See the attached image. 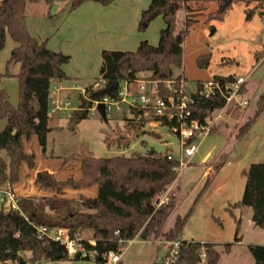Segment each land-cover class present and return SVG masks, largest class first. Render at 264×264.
I'll use <instances>...</instances> for the list:
<instances>
[{
  "label": "trees",
  "instance_id": "trees-1",
  "mask_svg": "<svg viewBox=\"0 0 264 264\" xmlns=\"http://www.w3.org/2000/svg\"><path fill=\"white\" fill-rule=\"evenodd\" d=\"M40 0H0V51L4 48L9 35L18 45L12 49L8 64L18 63L19 71L15 75L19 81V102L13 106L6 90L2 86L4 75L0 73V121L6 120L5 128L0 131V150L6 152L7 159L0 155V186L14 187L21 180L24 167L33 170L37 167V158L33 152L26 149L27 143L37 135L45 149V134L48 126H41L38 122L41 114L48 119V95L52 80H69L63 66L70 60V56L56 52L48 47V40H40L31 33L27 24V5ZM88 1H96L104 6L114 0H70V11ZM249 5L256 3L264 5V0H237ZM52 4L53 0H45ZM200 3L201 11L204 4L215 2L216 10L210 13L211 19H222L231 7L232 2L224 0H150L149 6L141 12L139 29H145L152 20L162 16L165 26L160 30L157 44L147 40L139 43L135 50H110L101 52L102 65L99 77L85 88V93L72 94L79 101L84 110L72 113V123L88 117L87 108L91 101L102 100L107 96H115L117 88L106 89L105 86L94 88L99 80L107 82L115 80H133L144 77L165 81L172 79L174 70L182 67L183 45L189 28L196 22L197 15L190 3ZM185 9L184 26L178 28L179 12ZM192 11V12H191ZM211 55L198 57L200 68L210 65ZM214 78L227 80L234 75ZM200 81V80H199ZM247 89V88H246ZM245 89V90H246ZM41 99L42 109L36 107ZM252 102V101H251ZM253 120L242 126L238 138L245 134L252 126L254 119L264 111V95L260 96ZM225 106L222 98L198 99L195 116L204 119L212 116ZM250 106V105H249ZM161 125L168 126L166 121L158 120ZM143 124L148 121L144 120ZM170 126V125H169ZM169 152L164 156H157L155 151L147 155L112 157H65L63 164L69 161H79L81 176L57 179L49 170L38 171L35 175L37 188L61 195L67 190L82 191L95 190L96 194L89 197L80 193L83 205L93 213L81 216L73 212L69 205H63L59 210H65L56 215L47 214L45 205L36 196L22 197L19 206L21 210L0 211V264H28L21 256V252H30L31 261L48 259L67 264H80L78 256L71 258L65 248L52 240L38 238L31 222L44 224L49 227L68 228L75 236L80 230L91 229L96 245L93 247L84 241L86 248L99 254L118 251L122 244L120 240H131L140 237L149 239L181 238L183 229L190 217L195 203L206 189L208 180L202 192L196 198L188 213L177 216L171 229L164 228L170 215L178 207V199L156 207L155 201L163 187L173 182L177 177L178 160ZM223 161L216 165L219 171ZM243 173L247 180L242 199L236 206H247L253 210V223L264 229V163H252ZM238 232V227H237ZM236 241H240L236 233ZM203 244V245H202ZM231 244L226 245L230 249ZM204 247L205 258L203 264H217L220 252L211 242L195 241L182 252L183 262L186 264H200L202 258L200 249ZM249 251L254 258V264H264V244L251 243ZM99 258V257H98ZM101 263L100 258L97 260ZM122 264V262L120 263ZM152 264H155L152 263Z\"/></svg>",
  "mask_w": 264,
  "mask_h": 264
},
{
  "label": "rangeland",
  "instance_id": "rangeland-1",
  "mask_svg": "<svg viewBox=\"0 0 264 264\" xmlns=\"http://www.w3.org/2000/svg\"><path fill=\"white\" fill-rule=\"evenodd\" d=\"M70 0H53V3H44L40 0L29 3L27 6L28 28L40 36H48L54 33L53 27L57 20L61 22L70 12ZM60 2V3H58ZM64 4L59 12V6ZM136 6H148L149 0H136ZM190 3L193 12L197 15L196 22L189 28V32L183 45V64L174 70V76L184 74L191 82L208 80L214 75L219 76H249L250 84L255 89L253 100L249 107L234 109L230 104L220 111H216L210 118L213 120L211 132L205 137L199 146L198 152L190 161V164L178 173L175 180L163 187L155 203L157 208L172 199H178L177 209L170 215L164 228L171 229L177 216H185L198 195L204 189L208 180H211L199 200L195 203L193 211L183 229L181 238L185 240L211 241L220 252L217 264H254L247 242L264 243V229L250 227L247 206H236L243 196L247 176L243 173L252 163H264V111L253 121L248 131L238 138L241 128L248 121L253 120V115L258 107L261 95H264V5L256 3L245 4L242 1L233 0L231 7L222 19H211L210 13L217 9L215 2L203 5ZM50 6V7H49ZM73 11V10H72ZM185 9L179 12L178 30L184 26ZM49 15V16H48ZM51 15V17H50ZM162 16H158L145 29L137 28L143 34L149 35L158 43ZM163 22V26H165ZM62 30V29H61ZM152 41V40H151ZM18 44L8 35L4 48L0 51V73L7 71L10 75H4L2 86L6 90L13 106L19 102V81L15 76L19 71L18 63L8 64L11 51ZM210 54V65L200 68L197 63L199 56ZM72 53L70 60L63 68L71 73L72 79L78 84L84 83L83 76L76 78L77 74L85 73L93 79L99 76L101 52L85 59ZM149 73H144L145 77ZM88 76H85V80ZM41 99L36 107L42 109ZM74 104L77 100L72 98ZM71 118V117H70ZM38 122L41 126H48L45 134V149L33 139L26 149L33 152L37 158V167L33 170L23 169L19 188L22 197L36 196L45 205L47 214L56 215L65 210H59L63 205H69L73 212L84 216L93 213L94 210L86 208L80 198V191L67 190L61 195L39 189L35 185V175L44 167H49L57 179L67 177L78 178L81 176L79 161H69L63 164L65 157H112L116 155L134 156L147 155L152 151L156 154L172 153L180 156V139L178 135L167 126L138 122L129 112L114 113L111 118H105L100 113L88 116L79 122H74L56 112L53 117L46 118L41 114ZM6 120L0 121V131L6 126ZM197 142L196 144H198ZM39 145V147H38ZM37 148V150H36ZM0 155L5 157L6 152L0 150ZM206 158L204 161L203 159ZM224 162L219 171L216 165ZM18 189V188H17ZM85 195L95 196V190H86ZM158 201V202H157ZM253 221V220H252ZM238 227V232H237ZM236 233L243 240L242 244L236 241ZM75 237L82 240H94L91 229H83L76 233ZM160 239L143 240L136 238L132 243L123 246V264H151L157 261L160 253L157 251L156 242ZM248 243V244H249ZM230 249H226V245ZM28 264H67L48 259L31 261L30 252H21ZM153 262V263H154ZM201 260L200 264H203ZM11 264H18L12 262Z\"/></svg>",
  "mask_w": 264,
  "mask_h": 264
},
{
  "label": "built area",
  "instance_id": "built-area-1",
  "mask_svg": "<svg viewBox=\"0 0 264 264\" xmlns=\"http://www.w3.org/2000/svg\"><path fill=\"white\" fill-rule=\"evenodd\" d=\"M249 76H236L232 79L222 80L210 78L208 80L189 81L184 74L172 79L159 81L148 77L133 80H124L118 83V92L115 96H107L102 100L91 101L87 108L88 116L100 113L99 104L105 107V117L111 118L114 113L133 114L138 122L148 121L149 125L159 124L158 120H164L167 127L175 132L180 139V156L176 157L178 166L176 171H182L190 164V161L198 152L199 146L205 137L211 132L213 120L207 116L203 120L195 116L198 99L222 98L225 100L223 110L230 104L234 109L247 108L251 104V96L248 90ZM107 81L99 80L94 88L105 86ZM247 88V89H246ZM60 87H55L51 92L47 115L53 117L56 112L72 114L75 111L84 110L79 101L74 104L69 97L60 93ZM246 89V90H245ZM85 91L81 94L84 95ZM170 125V126H169ZM199 142L198 144H196ZM169 152V158H172ZM164 156V154H157ZM22 196L11 186H0V211L21 210L19 202ZM165 200H159L164 203ZM156 207H157V203ZM36 230L38 238L52 240L62 245L69 257L76 258L80 264H120L123 260V246L132 243L135 239L120 240L122 247L118 251H109L99 254L97 251L86 248L84 241L72 236L68 228L49 227L44 224L31 222ZM91 246L96 245L95 240H85ZM196 240L182 238L160 239L156 242L160 256L155 264H186L183 262L182 252L190 247ZM204 243V241H200ZM203 245V244H202ZM202 260L205 258V249H200ZM100 258L101 263H98Z\"/></svg>",
  "mask_w": 264,
  "mask_h": 264
},
{
  "label": "crops",
  "instance_id": "crops-1",
  "mask_svg": "<svg viewBox=\"0 0 264 264\" xmlns=\"http://www.w3.org/2000/svg\"><path fill=\"white\" fill-rule=\"evenodd\" d=\"M68 4H70V2H68ZM135 5H137L136 0H114L111 4L106 6L96 1H88L83 3L73 11H70L61 22L57 20L56 25L53 27L55 31L52 35H48L46 37L40 35L37 36L31 30L30 31L40 40L47 39L48 47L51 50L62 52L69 56L75 52L85 59H89L92 55H95L98 52H102L105 49L121 51L135 50L138 47L139 43L143 40H147L152 44H157L155 43L156 41L154 39H149V35L143 34L137 28L141 17V12L149 5L136 7ZM63 8L64 4H61L59 6V12L60 10H63ZM162 23L160 26L163 28L164 26ZM79 58L80 57L78 56V59ZM101 65L102 57L99 66V75ZM64 70L70 79L67 81L55 79L50 82L48 105L51 92L55 87H60L61 95L64 97H69L72 100V98H75L72 96V94L84 92L85 88L88 85L92 84L99 77H93L92 79L89 77H92V75H86L85 73H83L82 75L77 74V76H75L76 78L80 79L81 76H83V80L85 81L84 83L80 82V84H78L76 80L72 79V77L74 76H72L71 73H68L65 68ZM85 76H88V81L85 80ZM249 82L250 80L248 81V90L252 101L254 95H251V91H253V93L255 94L256 87L253 88V85H251ZM63 115L70 119L72 114L63 113ZM33 140L39 144V139L37 140V136L34 137ZM205 159L206 158H204L203 161ZM24 169L27 168L24 167ZM45 169L49 170L53 174L51 168L44 167L42 170ZM18 184L13 188L22 196L23 193L21 192ZM85 191L86 190H82L80 192L84 193ZM247 211V214L249 216L248 220L250 222L249 226L251 228L255 227V229H261L260 227L255 226L252 221L253 210L251 209ZM237 242L238 244H242L243 240L240 239V241ZM248 243L249 242L246 243L247 246L251 244ZM257 244L264 243L257 242Z\"/></svg>",
  "mask_w": 264,
  "mask_h": 264
},
{
  "label": "water",
  "instance_id": "water-1",
  "mask_svg": "<svg viewBox=\"0 0 264 264\" xmlns=\"http://www.w3.org/2000/svg\"><path fill=\"white\" fill-rule=\"evenodd\" d=\"M224 1L227 2V3H230L233 0H224ZM118 83H119L118 81L111 80V81L107 82L106 89L108 90V89H111V88H117L118 87ZM98 109L100 110L101 115L103 117H105V107H104V105L103 104H99Z\"/></svg>",
  "mask_w": 264,
  "mask_h": 264
}]
</instances>
